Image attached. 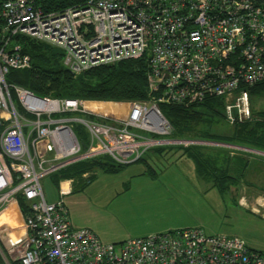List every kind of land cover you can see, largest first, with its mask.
I'll list each match as a JSON object with an SVG mask.
<instances>
[{"label": "built area", "instance_id": "built-area-1", "mask_svg": "<svg viewBox=\"0 0 264 264\" xmlns=\"http://www.w3.org/2000/svg\"><path fill=\"white\" fill-rule=\"evenodd\" d=\"M35 2L0 3V217L19 210L22 220L13 237L5 239L6 232L0 237L3 263L264 264V255L241 239L208 236L200 228L106 244L92 230L71 224L63 197L72 180L59 182L55 203H47L41 185L79 162L107 156L124 166L145 151L174 143L157 139L171 130L163 106L220 98L226 121H250L247 88L264 82V0H85L53 12ZM16 37L60 50L74 76L142 60L147 98L113 109L99 101L38 97L8 86L9 70L31 66ZM76 127L87 135L84 147ZM39 142L48 143L51 155L38 149ZM82 178L89 181V173Z\"/></svg>", "mask_w": 264, "mask_h": 264}, {"label": "rangeland", "instance_id": "rangeland-1", "mask_svg": "<svg viewBox=\"0 0 264 264\" xmlns=\"http://www.w3.org/2000/svg\"><path fill=\"white\" fill-rule=\"evenodd\" d=\"M100 102L110 106L108 102ZM251 104L255 113L264 111V96H253ZM252 114L251 120H260L257 114ZM237 125L241 124H230L223 116V119L210 120L209 124L201 123L184 138H173L171 127L169 135L157 139L174 143L164 146L162 156H145L153 174H144L147 168L142 163H132L112 175L95 171L93 182L82 190L91 199L92 209L100 210L99 217H92L89 223L101 231L119 235L124 231L200 228L208 236L237 237L249 250L264 255V152L223 144L215 146L210 144L218 143L197 140L201 139L197 136L202 131L210 135H229ZM191 146L206 148L204 154L212 158L224 153L247 159L250 170L246 183L249 187L241 186L238 198L228 193L221 196L196 177L191 161L179 158L182 151H177L178 148ZM38 149L51 155L48 143L39 142ZM82 180L84 184L89 183ZM41 185L47 201L57 199L51 179L44 178ZM129 185L130 190L127 189ZM254 207L257 214L250 211ZM105 212L113 217L105 216Z\"/></svg>", "mask_w": 264, "mask_h": 264}, {"label": "trees", "instance_id": "trees-1", "mask_svg": "<svg viewBox=\"0 0 264 264\" xmlns=\"http://www.w3.org/2000/svg\"><path fill=\"white\" fill-rule=\"evenodd\" d=\"M2 0H0L1 3ZM85 0H36L35 6L44 11H62L69 7L82 6ZM2 21H0V30ZM14 43L19 44L23 54L30 57L31 66L28 70H9L4 80L8 86H18L32 92L38 97L52 99H73L80 101H104L113 109H119L130 102L144 101L147 98V67L142 60L122 61L114 65L100 66L89 69L78 76H74L63 65V53L49 45L37 43L27 38L16 37ZM2 46L0 37V48ZM250 97L251 112L257 114L259 121L251 120L234 127L229 135H210L208 131L197 137L205 142H215L232 147H242L264 152V111L255 113L252 109L251 98L264 96V82L247 88ZM10 97L15 107L21 111L18 101L12 91ZM161 111L165 119L173 128V138H184L187 132L202 124H209L210 120L223 119V100L211 98L199 105L163 106ZM78 139L84 147L87 135L80 127L75 128ZM206 148L191 146L178 148L182 151L179 158H186L193 164L196 177L224 196L233 194L238 198L241 186H248L246 177L250 166L248 160L224 154L209 157L204 154ZM164 147L147 151L134 163H142L147 168L144 174H153L151 166L145 156L163 155ZM224 151V150H223ZM130 165V164H129ZM128 165H117L109 157L83 161L73 164L49 176L57 188L59 182L72 180L79 190L86 187L82 175L100 171L112 175L119 173ZM95 179L92 175L89 182ZM249 187V186H248ZM21 212L25 214L26 204L18 197Z\"/></svg>", "mask_w": 264, "mask_h": 264}, {"label": "crops", "instance_id": "crops-1", "mask_svg": "<svg viewBox=\"0 0 264 264\" xmlns=\"http://www.w3.org/2000/svg\"><path fill=\"white\" fill-rule=\"evenodd\" d=\"M90 177L92 175H94V173L90 174ZM90 179V178H89ZM67 181V180H65ZM93 181L89 182L87 185H90ZM59 186V185H58ZM131 185L128 186V190L131 189L130 187ZM79 187V186H77ZM57 190V199L55 200H51V201H47L46 198L45 200L47 201V203H55L56 201L59 200V195H58V187L56 188ZM76 191H80V192H76ZM63 201L64 204L66 205L68 211H69V219L71 224L73 225V227L75 228H90L96 235L97 237L104 243L106 244H120L128 239H137V238H144V237H148L151 235H155V234H161L167 231H171L172 229H168V228H159L157 231L153 230H143L140 233H131L129 231H124V233H121V235L119 234H111L110 232H106V231H101L99 228H97L96 226H92L89 222L90 220L93 218H98L100 215L99 209H92V202L91 199L88 198L87 196H85L84 193H82V190H76V188L74 187V184L71 185V192L63 197ZM141 206V205H140ZM255 208V207H254ZM85 210L86 212H88L87 214L85 213H81L80 211ZM19 211V210H18ZM18 211L13 212L12 210H10V214L9 215H2L0 217V237H4V233L6 232V238H11L13 237L12 234H14L16 226H18L21 223V216L20 213ZM253 213H258L256 208L250 210ZM110 216L113 217L112 215L108 214L105 212V216ZM6 226V228L4 229L3 226ZM12 231V232H11ZM0 264H4L1 254H0Z\"/></svg>", "mask_w": 264, "mask_h": 264}, {"label": "bare ground", "instance_id": "bare-ground-1", "mask_svg": "<svg viewBox=\"0 0 264 264\" xmlns=\"http://www.w3.org/2000/svg\"><path fill=\"white\" fill-rule=\"evenodd\" d=\"M101 107L104 108V107H107V106L106 105H101ZM111 111H113V109ZM63 188L66 189V185L65 184H63Z\"/></svg>", "mask_w": 264, "mask_h": 264}]
</instances>
